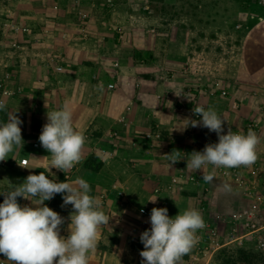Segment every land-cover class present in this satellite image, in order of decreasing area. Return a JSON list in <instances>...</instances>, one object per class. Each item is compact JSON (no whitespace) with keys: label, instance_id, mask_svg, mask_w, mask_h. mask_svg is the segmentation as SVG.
<instances>
[{"label":"crops","instance_id":"crops-1","mask_svg":"<svg viewBox=\"0 0 264 264\" xmlns=\"http://www.w3.org/2000/svg\"><path fill=\"white\" fill-rule=\"evenodd\" d=\"M145 12L140 0H113L112 7L106 0H0V84L12 93L0 90L6 105L0 122L15 112L23 120L24 141L0 162V191L11 187L8 181L16 186L40 172L58 182L85 179L90 195L111 218L98 229L89 264H142L139 237L150 228L154 207H166L170 217L198 210L219 231L220 248L253 240L246 220L234 215L250 211L264 227V18L245 33L231 65L207 71L189 62L203 56L195 52L194 59L187 50L170 74L166 49L171 45L162 49L149 24L141 23ZM21 28L26 32L16 30ZM206 88L222 89L225 95L209 96L202 92ZM187 89L197 91L183 94ZM65 104L75 130L85 137L81 160L69 174L48 171L50 155L38 139L46 113ZM195 106L215 110L225 120L223 134L229 129L247 134V125L256 124L258 129H251L260 141L255 163L187 168L192 151L218 142L206 128L184 129V119H200ZM172 153L173 165L167 156ZM221 171H235L245 184L253 183L260 202ZM208 174L214 177L210 183L202 179ZM17 199L22 206H34ZM45 204L66 218L61 231L66 237L72 206H62L61 194ZM194 250L195 245L178 264L191 259ZM0 264H10L3 254Z\"/></svg>","mask_w":264,"mask_h":264},{"label":"clouds","instance_id":"clouds-1","mask_svg":"<svg viewBox=\"0 0 264 264\" xmlns=\"http://www.w3.org/2000/svg\"><path fill=\"white\" fill-rule=\"evenodd\" d=\"M5 108L4 101L0 100V112ZM193 111L200 119H184V129L206 128L216 133L218 142L206 144L202 151H192L188 155L190 159L186 160L187 168L201 170L207 165L234 168L255 163L256 146L260 141L254 132L249 130L242 134L229 129L223 134L225 120L215 110L195 106ZM14 113L8 115L7 122H0V162L6 161L10 153L24 144L23 120ZM46 117L38 139L50 155L48 171L55 168L65 173L80 162L85 137L75 130L68 104L47 112ZM49 155L35 159L44 160ZM167 156L171 165L177 162L172 158L173 153ZM48 177L44 172L29 174L23 183L12 186L8 181L11 187L0 191V196L4 197L0 203V254L10 264H89L90 253L97 247L98 229L108 225L111 218L90 195L91 187L85 179L77 177L72 182H58ZM213 178L212 174L202 176L206 183ZM224 188L228 190L229 186L225 184ZM57 194L62 196V206H72L67 217L70 223L66 237L61 235L66 218L45 204ZM18 197L31 201L34 206H22ZM149 223L150 228L139 237L143 245L139 253L142 264H178L194 246L197 230L205 227L196 209L170 217L166 207H154Z\"/></svg>","mask_w":264,"mask_h":264},{"label":"rangeland","instance_id":"rangeland-1","mask_svg":"<svg viewBox=\"0 0 264 264\" xmlns=\"http://www.w3.org/2000/svg\"><path fill=\"white\" fill-rule=\"evenodd\" d=\"M140 3L146 8L141 23L149 24L156 40L162 41V49L167 42L171 45L166 49L170 50L166 61L173 65L170 74L176 70L174 63L187 50L194 59L195 52L203 56L189 62L204 66L207 71L225 67L228 62L231 65L245 33L264 18V0H140ZM263 260L264 249L256 248L253 241H243L217 249L207 264H262Z\"/></svg>","mask_w":264,"mask_h":264},{"label":"built area","instance_id":"built-area-1","mask_svg":"<svg viewBox=\"0 0 264 264\" xmlns=\"http://www.w3.org/2000/svg\"><path fill=\"white\" fill-rule=\"evenodd\" d=\"M106 1L109 7L113 6V0H106ZM16 30L17 31L20 30L23 33L26 32L25 28L16 29ZM117 33L119 35V39H121L123 33L120 28L117 30ZM60 69H61L60 66H56L55 70L59 71ZM110 87H112V85ZM0 90L2 95H5V93L8 92L3 88L2 84H0ZM196 91L197 90L195 89H187L183 92V94L192 96L193 93ZM199 91L200 90H198V92ZM202 92L207 93L209 96H215L217 94L221 96L225 95V91L222 89L206 88L202 90ZM247 128L249 130L251 129L257 130L258 126L256 124L250 123L247 125ZM151 136H147V137L151 138ZM34 146L36 147L37 144H34ZM202 150H203V146L202 145L198 146V151H202ZM73 171H74V167L71 170H68L67 174L72 173ZM221 172L225 176H230L234 178L238 182L239 186H243L241 188L243 189V192L247 194L248 197L251 198L253 197L255 201L260 202L261 198L256 194L255 186L253 183L245 184V181L242 180L239 174L235 171H229V172L221 171ZM173 182H175V180H173ZM141 212L146 214L144 210H141ZM234 218L236 220H242L243 218L246 220L244 224L248 230L247 231L248 234L253 237L252 241L255 243L256 248L264 249V227H261L259 225L257 220L253 217L252 213L250 211H244L242 213L234 215ZM204 225L205 227L198 229L196 232V242L194 244L195 250L193 252V257H191V259L189 258L186 261V264H207L208 259L213 255V253L217 249L220 248L219 247L220 234L217 228L213 225L211 221H204ZM238 242L239 244H242V240H239Z\"/></svg>","mask_w":264,"mask_h":264},{"label":"trees","instance_id":"trees-1","mask_svg":"<svg viewBox=\"0 0 264 264\" xmlns=\"http://www.w3.org/2000/svg\"><path fill=\"white\" fill-rule=\"evenodd\" d=\"M262 264H264V260L262 261Z\"/></svg>","mask_w":264,"mask_h":264}]
</instances>
